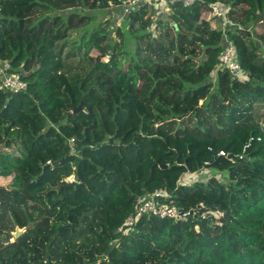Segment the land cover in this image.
Here are the masks:
<instances>
[{
	"label": "trees",
	"instance_id": "trees-1",
	"mask_svg": "<svg viewBox=\"0 0 264 264\" xmlns=\"http://www.w3.org/2000/svg\"><path fill=\"white\" fill-rule=\"evenodd\" d=\"M123 1L0 0V59L28 85L0 87V180L20 186L0 185V264H264V0H207L231 8L244 81L214 73L224 26L206 5L173 4L162 35L149 3L126 31L97 23ZM206 168L228 177L181 182ZM156 191L186 215L125 229Z\"/></svg>",
	"mask_w": 264,
	"mask_h": 264
},
{
	"label": "built area",
	"instance_id": "built-area-1",
	"mask_svg": "<svg viewBox=\"0 0 264 264\" xmlns=\"http://www.w3.org/2000/svg\"><path fill=\"white\" fill-rule=\"evenodd\" d=\"M149 0H125L123 1L124 13L126 15L130 14L137 7L146 4ZM160 1V0H151ZM157 6L160 9L164 6H171L175 3H182L185 6H191L194 4H203L209 7L208 12L212 14V18L220 19L223 22L224 32L228 31L230 25H234L229 18L230 6L222 1L207 2V0H161ZM227 36V44L224 46L223 50L218 56L219 63L217 65L216 71L227 70L234 77H238L239 80L244 81L247 72L242 69L240 64V59L238 55V48L233 40L229 39ZM27 82L22 78L19 73H10L7 70V64H3L0 59V87L7 89L10 92H19L21 90L27 89ZM74 141L71 142V146H74ZM224 154V152H221ZM73 179H70V178ZM68 178L69 181L74 180V176ZM165 192L156 191L152 194H147L139 199V206L135 214L127 217L125 221V226L131 228L137 223V221L144 215H159L162 217H180L186 215L180 213V210L176 206L170 205L163 201V197H166Z\"/></svg>",
	"mask_w": 264,
	"mask_h": 264
},
{
	"label": "rangeland",
	"instance_id": "rangeland-1",
	"mask_svg": "<svg viewBox=\"0 0 264 264\" xmlns=\"http://www.w3.org/2000/svg\"><path fill=\"white\" fill-rule=\"evenodd\" d=\"M147 3L151 4L154 8L157 9V6L162 3L161 0L160 1H151L149 0ZM248 5L249 6H258L259 9H261L262 6V0H248ZM115 5H112L111 7L107 8L106 10L100 9V8H96L93 11V13L99 15L98 19H97V23L103 21L102 23H107L109 24V29L110 31H115L117 30L118 27H122L125 30V21H126V17L123 15H114L112 13V7ZM119 10H122V8H119ZM231 10V9H230ZM168 11H170V7L168 6H164L162 8L159 9V12L157 14V16L155 17V21L156 23H154V25L152 26V28L155 31V34H161L162 35V29H159L157 27V23L161 21L162 24H167L166 21H162L163 20V16L166 15L167 13H169ZM204 17L206 19H211L212 18V14L211 13H207L206 15H204ZM167 18H169V16H167ZM230 20L232 21V19L230 18ZM259 24L263 26L264 28V15H261V19L259 20ZM232 23L234 25H230L229 28L231 26H237L238 24L236 22ZM213 24V22H212ZM228 28V29H229ZM126 31V30H125ZM128 35V32H126ZM227 31H225L223 33V38H222V42L224 43V45H226L227 43V36H226ZM204 43H208L207 41L203 40ZM260 45L262 46V48L264 49V44L262 42H260ZM137 46H139V40L135 41L132 38L129 39V44H128V49L130 48L131 50H133L134 48H136ZM264 51V50H263ZM95 55V53H94ZM214 73L216 74L217 71L216 69L214 70ZM264 95V93H263ZM255 114L257 119L262 123V125L264 126V102H260L258 104H256L255 106ZM223 155H226L225 153ZM210 177H217L221 180H225L227 179L228 175L226 171H221L217 168H206L203 171L199 172V173H187L185 175L182 176L181 178V182L183 183H188L191 181H195L197 179H201L202 180H207ZM70 179H73L72 177ZM0 185H4L7 187V189H20V186H18L16 184V182L13 180V177H7L3 180L0 181ZM179 210V209H178ZM181 213V211H180ZM180 216H182L180 214ZM177 218V217H176ZM11 242H13V239L11 240Z\"/></svg>",
	"mask_w": 264,
	"mask_h": 264
},
{
	"label": "water",
	"instance_id": "water-1",
	"mask_svg": "<svg viewBox=\"0 0 264 264\" xmlns=\"http://www.w3.org/2000/svg\"><path fill=\"white\" fill-rule=\"evenodd\" d=\"M175 27H177V25L175 24ZM82 107V104L79 106V108ZM78 109V108H77ZM75 109V111L77 110ZM50 163H48L47 165H45L43 167V170H45L46 168L50 167ZM75 184V181H71V182H68L66 184H62L60 185L59 187L56 188V191L57 192H60L63 188H66V187H69L70 185H73ZM32 226H34V223L32 221L29 222V224L23 228H21L18 224L16 225V229L15 231L13 232V241H17L18 239H20L24 233L29 229L31 228ZM4 247V244L0 242V250Z\"/></svg>",
	"mask_w": 264,
	"mask_h": 264
},
{
	"label": "crops",
	"instance_id": "crops-1",
	"mask_svg": "<svg viewBox=\"0 0 264 264\" xmlns=\"http://www.w3.org/2000/svg\"><path fill=\"white\" fill-rule=\"evenodd\" d=\"M112 5H115L112 7V13L116 16L118 15H123L125 16L124 14V5H123V2L121 4H112ZM112 5H110L109 7H111ZM119 8H122V10H119ZM169 12V11H168ZM167 16H168V13H167ZM166 15L163 16V21H169V18H167ZM127 17V16H125ZM213 25H215V23L213 22Z\"/></svg>",
	"mask_w": 264,
	"mask_h": 264
},
{
	"label": "clouds",
	"instance_id": "clouds-1",
	"mask_svg": "<svg viewBox=\"0 0 264 264\" xmlns=\"http://www.w3.org/2000/svg\"><path fill=\"white\" fill-rule=\"evenodd\" d=\"M154 8V7H153ZM155 9V12H154V18L157 16V14H158V12H159V9H156V8H154ZM171 9V8H170ZM231 9V8H230ZM231 11V10H230ZM230 13V12H229ZM125 14V13H124ZM229 15V14H228ZM125 16H127L126 14H125ZM229 18H230V16H229ZM1 181V180H0ZM69 181V180H68ZM71 182V181H70Z\"/></svg>",
	"mask_w": 264,
	"mask_h": 264
}]
</instances>
